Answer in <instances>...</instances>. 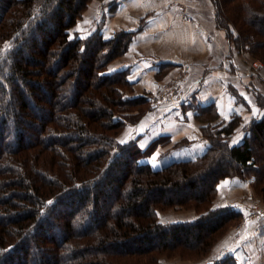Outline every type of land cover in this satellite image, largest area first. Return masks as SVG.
<instances>
[{"label":"trees","instance_id":"16d2710c","mask_svg":"<svg viewBox=\"0 0 264 264\" xmlns=\"http://www.w3.org/2000/svg\"><path fill=\"white\" fill-rule=\"evenodd\" d=\"M90 1L0 0V264L198 260L242 217L212 208L220 181L250 179L264 198V113L249 121L241 144L230 146L240 117L212 125L216 105L202 107L191 96L181 112L204 120L207 151L157 170L140 163L160 141L142 151L116 136L126 119L137 122L153 105L123 95L132 90L127 70L106 69L135 32L103 39L98 26L83 39L71 36ZM210 3L225 43L264 61V0ZM255 96L264 110L263 95ZM176 207L198 216L158 222L159 211ZM205 264L237 262L226 255Z\"/></svg>","mask_w":264,"mask_h":264},{"label":"crops","instance_id":"0c3cea01","mask_svg":"<svg viewBox=\"0 0 264 264\" xmlns=\"http://www.w3.org/2000/svg\"><path fill=\"white\" fill-rule=\"evenodd\" d=\"M98 26L103 39H110L119 30L135 32L128 50L107 67L108 74L128 71L133 92L127 97L151 100L161 77L174 67L188 64L194 76L187 81L186 91L190 99L195 95L202 107L216 105L218 118L212 125H224L232 115L240 117L239 126L228 139L230 146L241 144L249 121L263 115L255 99L248 97L253 90L264 94L256 82L258 77L245 71L242 59L246 55L228 51L224 34L215 27L210 0H92L70 31L83 39ZM258 66L254 59L252 68ZM229 87L236 89L244 103L229 94ZM202 126L192 114L184 117L181 108L153 105L138 123L127 125L118 139L134 141L142 151L153 142L165 141L139 160L157 170L169 162L203 155L209 143L202 138ZM225 182L227 186L221 187ZM250 186L249 179L220 181L212 208L229 207L244 216L253 201ZM159 213L162 223L190 222L198 216L194 211ZM262 237L258 222L245 220L218 241L212 255L195 264L226 255H232L237 264H264Z\"/></svg>","mask_w":264,"mask_h":264},{"label":"rangeland","instance_id":"374dc122","mask_svg":"<svg viewBox=\"0 0 264 264\" xmlns=\"http://www.w3.org/2000/svg\"><path fill=\"white\" fill-rule=\"evenodd\" d=\"M92 1V0H91ZM91 1H90V3H91ZM204 1V0H203ZM229 2H231V0H229ZM89 3V4H90ZM89 4H88V6H89ZM88 6H87V8H88ZM87 8L85 9V11L87 10ZM259 9H261V13L264 15V6L263 7H260ZM84 11V12H85ZM84 12H83V14H84ZM214 13V12H213ZM83 14H82V16H83ZM82 16L79 18V19H81L82 18ZM213 17H214V15H213ZM78 19V20H79ZM77 20V21H78ZM77 23V22H76ZM259 24L260 23H257V25L259 26ZM71 30V29H70ZM70 33H71V36H73L74 35V33H72L71 31H70ZM263 41H264V39H263ZM223 42L225 43V40H223ZM227 48V47H226ZM228 51H234V53L236 54V53H238V54H243V55H246V57L247 58H243L242 59V63H243V67L245 68V71L246 72H248V73H250V75L252 76V74L253 75H256L258 78L256 79V82H258V83H260L261 85L259 86V88H260V90L262 91V92H264V61H262V60H258V59H255V61H259V66H258V68L257 69H255L254 70V68H252V64L254 63V58L249 54V53H240V52H238L236 49H234V47H230V48H228ZM232 53V52H231ZM231 53H230V55H231ZM122 56V55H121ZM121 56H119V57H121ZM118 57V58H119ZM117 59V58H116ZM115 60V59H114ZM113 61V60H112ZM111 61V62H112ZM253 63H252V62ZM110 62V63H111ZM109 63V64H110ZM108 64V65H109ZM108 65L106 66V69H107V67H108ZM179 68L180 67H174L171 71H168L163 77H161V79H160V83H159V85H158V88L151 94L152 96H151V100H149V104H151V105H157V104H155V103H157L156 102V100H157V97H158V95H159V93H160V91H161V89H162V86H165V85H168V86H170V82H173V81H175V80H177V76H178V73H179ZM262 70L263 72L262 73H260L259 72V70ZM193 74H191V72L187 75V77L183 80V81H180L179 83H180V85H181V87H182V89H183V91H185V93H187V91H186V85H187V81H189V80H193ZM248 82V81H247ZM248 83H251V80H249V82ZM232 88L233 87H229V90L230 91H232ZM235 89V88H234ZM229 91V92H230ZM132 92H133V87H132V90L131 91H128V90H126V91H124L123 92V95H126V96H128V95H130V94H132ZM254 92V93H253ZM253 92H251V94H249L248 95V97H251L250 99H255V95L257 94V93H259V92H255L254 90H253ZM230 95L232 94L233 95V93L231 92V93H229ZM259 94H261V93H259ZM187 95H188V93H187ZM231 95V96H232ZM261 95H263V97H264V94H261ZM259 97V96H258ZM189 103V102H188ZM192 104V103H191ZM167 107V106H166ZM169 107V106H168ZM172 108H175V107H172ZM179 108H181V107H179ZM178 108V109H179ZM130 111V110H129ZM129 111H128V113H129ZM151 111V110H150ZM149 112V111H148ZM134 113H136V112H131V114H134ZM147 113V112H146ZM146 113L145 114H143L142 116H141V118L137 121V122H135L132 118H129V119H126L127 121H126V123L124 124V126L122 127V129L120 130V132H118V134H117V136H116V140L118 141V142H120L119 141V139H118V137L120 136V134L123 132V130H124V128L127 126V125H133V124H136V123H138L145 115H146ZM124 114V113H123ZM130 114V113H129ZM188 114H192L190 111L187 113V115ZM203 121L204 120H202L200 123L201 124H203V125H205L204 123H203ZM203 127V126H202ZM201 127V128H202ZM200 128V129H201ZM201 132V131H200ZM202 135V134H201ZM130 141V140H129ZM164 142L165 141H160V144H164ZM122 143V142H121ZM123 143H126V142H123ZM257 143V142H256ZM258 144V143H257ZM176 146V145H175ZM253 147H254V151L256 152V150H257V147L258 146H254V145H252ZM259 147H261V146H259ZM156 148V147H155ZM258 150H260V153H263L264 154V147H262V148H258ZM258 150H257V152H258ZM170 163V162H169ZM262 166V165H261ZM263 167V166H262ZM259 173H261V175L259 174V176L260 177H262L263 175H264V169H261V172H259ZM258 174V173H257ZM232 179V178H231ZM250 180V179H249ZM220 183V182H219ZM219 185V184H218ZM218 185H217V187H218ZM251 185V184H250ZM251 187V192H252V202H258V201H260L261 202V204H264V198L263 197H261V196H259L258 194H257V192H256V190H254V188H253V185H251L250 186ZM216 198V197H215ZM186 211H193V210H191V209H181V208H178V207H176V208H171V209H167V210H165V211H159L160 213H162V212H167V213H176L175 215H177V214H179V215H182V214H180V213H177V212H186ZM158 212V213H159ZM160 213H159V215H160ZM157 218H158V216H157ZM243 219V215H242V217H240V219L239 220H237V222L235 223V225L232 227V228H234V227H238L239 225H240V221ZM158 222H161L160 221V219H158ZM162 223V222H161ZM165 223H170V222H165ZM174 223H176V222H174ZM231 228V229H232ZM228 233V232H227ZM263 238V237H262ZM219 241V240H218ZM218 241L216 242V244L213 246V248H212V250L210 251V253L208 254V255H206V256H203V257H200L198 260L196 259H191V260H185V259H180L179 257H173V258H169V257H167V256H161L160 258H158V263L157 264H195V263H198V262H200V261H202L203 259H205V258H207V257H209L210 256V254L212 253L213 254V252L212 251H214L213 249H214V247L216 248L217 247V245H218ZM211 254V255H212ZM171 255V254H170ZM208 261V260H207Z\"/></svg>","mask_w":264,"mask_h":264},{"label":"built area","instance_id":"2783aa9c","mask_svg":"<svg viewBox=\"0 0 264 264\" xmlns=\"http://www.w3.org/2000/svg\"><path fill=\"white\" fill-rule=\"evenodd\" d=\"M191 72V68L188 64L181 65L177 80L170 82V86H162V89L157 97L155 104L162 106H169L179 108L189 102V96L183 91L180 81H183L187 75ZM245 220L258 222L259 231L264 237V204L258 202H251L247 212L244 214L243 219L240 221L239 227Z\"/></svg>","mask_w":264,"mask_h":264},{"label":"snow or ice","instance_id":"6c2138e0","mask_svg":"<svg viewBox=\"0 0 264 264\" xmlns=\"http://www.w3.org/2000/svg\"><path fill=\"white\" fill-rule=\"evenodd\" d=\"M5 48H7V45L5 46ZM121 142L123 143L124 141H121ZM227 183H228V182H225V184L222 185L221 187H226V186H227Z\"/></svg>","mask_w":264,"mask_h":264}]
</instances>
